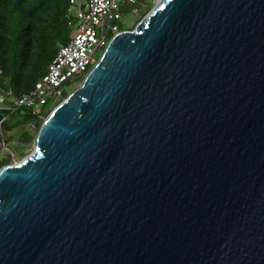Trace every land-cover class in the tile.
Listing matches in <instances>:
<instances>
[{
  "label": "water",
  "instance_id": "water-1",
  "mask_svg": "<svg viewBox=\"0 0 264 264\" xmlns=\"http://www.w3.org/2000/svg\"><path fill=\"white\" fill-rule=\"evenodd\" d=\"M0 264H264V0H157L0 168Z\"/></svg>",
  "mask_w": 264,
  "mask_h": 264
},
{
  "label": "trees",
  "instance_id": "trees-1",
  "mask_svg": "<svg viewBox=\"0 0 264 264\" xmlns=\"http://www.w3.org/2000/svg\"><path fill=\"white\" fill-rule=\"evenodd\" d=\"M68 3L69 0H0V91L9 90L12 98L17 100L43 78L59 48L69 41L65 22ZM149 7L144 4L138 22L148 13ZM112 37L110 35L109 40ZM50 107L51 104L36 115L15 105L9 110H0V118H5L4 134L19 127V116L23 111L27 127L20 135L19 143H33ZM9 117L13 118L12 124H7ZM7 165H10L9 159L0 162V168Z\"/></svg>",
  "mask_w": 264,
  "mask_h": 264
},
{
  "label": "built area",
  "instance_id": "built-area-1",
  "mask_svg": "<svg viewBox=\"0 0 264 264\" xmlns=\"http://www.w3.org/2000/svg\"><path fill=\"white\" fill-rule=\"evenodd\" d=\"M142 5L137 0H69L65 11L68 43L59 48L43 78L27 94L15 100L9 90L0 91V110H9L15 105L36 115L37 107L52 106L65 99V86L84 78L99 59H95V53L98 52L100 57L109 36L121 31L120 22L124 14L139 16ZM4 121L5 118H0V162L11 154L2 129Z\"/></svg>",
  "mask_w": 264,
  "mask_h": 264
},
{
  "label": "rangeland",
  "instance_id": "rangeland-1",
  "mask_svg": "<svg viewBox=\"0 0 264 264\" xmlns=\"http://www.w3.org/2000/svg\"><path fill=\"white\" fill-rule=\"evenodd\" d=\"M139 2H141L143 5H142V8L144 7V4H148L149 9L151 10L157 3V0H137ZM141 8V9H142ZM149 10V11H150ZM148 11V12H149ZM147 14V13H146ZM145 14V15H146ZM141 15V10H140V14L139 16H135V15H132L131 13H126L124 14L123 16V19L122 21L120 22V29H123L124 31H127L128 29H130L131 27L134 29V27L137 25L136 22H138V18L140 17ZM144 15V16H145ZM132 29V30H133ZM98 52L95 53V59L97 60L99 58L98 56ZM91 69V67L89 68V70ZM88 70V71H89ZM87 71V72H88ZM87 74V73H86ZM81 82H77V83H73V84H67L65 86V91L67 92L66 93V97L68 94H70ZM48 99H51V97H47ZM56 104V103H55ZM57 106V105H56ZM55 108V105L53 104L49 110H48V113L47 115ZM42 108H39L37 107L35 109V111H40ZM23 111L20 113V116H19V127L15 128V129H12L10 131H5V138L7 139V142H8V150L9 152H11L10 155H8V157H4V159H9L10 160V164H13V163H17V162H20L23 158H25L26 156H28L32 150H33V146H34V142L29 144V145H21L19 143V137L20 135H22L23 133L26 132V127H27V123L26 121L24 120L23 116ZM46 115V116H47ZM46 116L43 118V120L46 118ZM13 122V118H7V124H12ZM4 133V132H3ZM0 159H1V155H0Z\"/></svg>",
  "mask_w": 264,
  "mask_h": 264
}]
</instances>
